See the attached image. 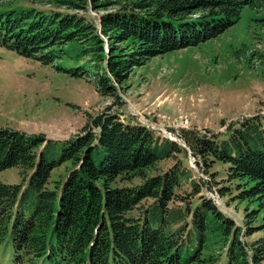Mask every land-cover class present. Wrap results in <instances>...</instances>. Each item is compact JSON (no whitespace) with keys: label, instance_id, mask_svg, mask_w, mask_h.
I'll list each match as a JSON object with an SVG mask.
<instances>
[{"label":"trees","instance_id":"16d2710c","mask_svg":"<svg viewBox=\"0 0 264 264\" xmlns=\"http://www.w3.org/2000/svg\"><path fill=\"white\" fill-rule=\"evenodd\" d=\"M27 2L56 9L26 7V2L0 8V47L53 65L62 46L77 41L91 62L95 91L114 103L120 102L115 87L133 68L204 42L232 25L244 7L264 5V0ZM75 70L76 76L88 72L81 66ZM177 136L184 146L137 121L120 119L109 105L64 140L0 127V171L15 166L21 177L17 184L0 181V241L9 235L14 264L35 259L47 264L264 261V213L255 225L258 212L244 213L243 234L261 232L246 242L238 239L237 224L203 194L182 206L169 204L178 198L182 179L195 192L204 183L197 173L190 178L192 169L183 165L187 149L203 173L228 181L218 188L221 195L232 193L233 199L264 207V114L228 123L223 133L179 129ZM55 142L59 149L49 153L57 158L48 160L47 148ZM171 158L170 166L159 167ZM66 162L64 175L48 187L50 171ZM212 235L225 241L221 258L204 254Z\"/></svg>","mask_w":264,"mask_h":264},{"label":"rangeland","instance_id":"374dc122","mask_svg":"<svg viewBox=\"0 0 264 264\" xmlns=\"http://www.w3.org/2000/svg\"><path fill=\"white\" fill-rule=\"evenodd\" d=\"M24 2L26 7L56 9L51 3L32 4L27 0H0V8ZM86 12L90 16L95 14ZM62 48L63 54L53 65H39L0 47V127L40 132L47 138L64 140L80 133L90 116L109 105L110 111L116 112L120 119L145 124L157 135L184 146L177 136L179 129L198 134L223 133L228 123L264 114V5L244 7L232 25L204 42L151 57L133 68L114 89L120 101L117 103L111 96L95 91L93 68L81 52V44L68 41ZM77 66L87 69V74L73 75L79 72L75 70ZM58 144L55 142L47 148L48 160L57 158L56 154L51 157L49 151L56 153ZM172 161L173 158L165 160L159 167L165 169ZM183 165L192 169L190 178L197 173L204 183L195 192L182 179L175 191L178 198L169 203L171 206L193 202L203 194L237 224L242 234L238 235L240 241L250 242L261 235L254 232L245 236L243 220L245 212H258L251 223L255 225L264 207L233 199L232 193L221 195L218 188L228 185V181L222 175L211 178L203 173L187 149ZM68 167L69 162L54 167L48 187ZM20 178L15 166L0 171L1 182L17 184ZM208 242L204 254L223 257L225 241L212 235ZM0 264H14L9 235L0 241ZM21 264L47 263L35 259L23 260Z\"/></svg>","mask_w":264,"mask_h":264}]
</instances>
